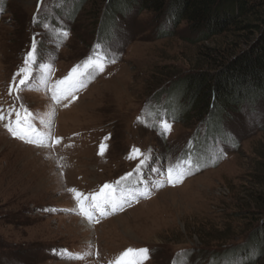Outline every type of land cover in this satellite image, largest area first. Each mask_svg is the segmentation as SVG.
Instances as JSON below:
<instances>
[{
	"label": "rangeland",
	"instance_id": "374dc122",
	"mask_svg": "<svg viewBox=\"0 0 264 264\" xmlns=\"http://www.w3.org/2000/svg\"><path fill=\"white\" fill-rule=\"evenodd\" d=\"M106 3L0 0V108L24 103L38 116L54 109L53 131L62 138L52 149L37 148L14 139L0 123V264H109L128 248L149 249L144 264H264L256 254L233 257L264 227V104L243 106L214 135L204 120L177 118L185 99L165 102L170 85L212 69V50L227 58L245 49L241 38L228 34L197 44L186 25L175 28L137 9L116 16L104 33ZM61 29L67 38L56 35ZM34 36L40 60L50 68L35 67L30 83L38 90L25 88L17 101L9 87ZM97 44L115 63L88 80L76 100L65 101L67 107L54 104L37 81L49 73L53 82L68 76ZM161 117L173 121L167 137L156 127ZM101 143L108 146L103 156ZM133 147L151 155L144 169L149 185L162 178L153 168L163 171L189 155L201 168L182 184L153 189L150 198L126 205L96 227L89 224L87 233L76 230L85 219L67 189L96 192L133 171ZM88 251L98 255L74 258Z\"/></svg>",
	"mask_w": 264,
	"mask_h": 264
},
{
	"label": "trees",
	"instance_id": "16d2710c",
	"mask_svg": "<svg viewBox=\"0 0 264 264\" xmlns=\"http://www.w3.org/2000/svg\"><path fill=\"white\" fill-rule=\"evenodd\" d=\"M133 9L164 17L175 28L186 25L196 34L197 44L230 34L241 38L246 47L232 50L227 58L222 51L212 50L216 57H211V70L194 71L170 85L168 105L177 98L187 101L184 114L178 113L177 118L204 120L206 131L216 135L220 125L243 106L264 104V0H107L100 30L108 32L116 16ZM239 248L233 257L264 256V227Z\"/></svg>",
	"mask_w": 264,
	"mask_h": 264
},
{
	"label": "snow or ice",
	"instance_id": "6c2138e0",
	"mask_svg": "<svg viewBox=\"0 0 264 264\" xmlns=\"http://www.w3.org/2000/svg\"><path fill=\"white\" fill-rule=\"evenodd\" d=\"M44 27L47 29L50 25L45 24ZM56 35L67 38L69 32L66 29H61ZM38 43L36 36H34L31 47L24 56L23 66L14 74L12 85L9 87L10 95L13 92L17 93V101L21 99L19 93L23 92L25 88H28V90H38V88H32L30 83L35 80V67L41 66L45 71H48L50 68L49 63H42L40 60L41 53L38 49ZM110 63H115V57L110 55L107 49H102L101 45L97 44L93 53L82 63L74 66L68 76L53 82L49 73L46 76H41L37 84L43 87L45 91L51 93V100L54 104H63L64 107H67L68 104L64 102L76 100L78 92L83 89L87 81L96 74L102 73ZM17 77H19L18 81ZM54 114V109H51L46 115L38 116L24 103H20L18 108L13 105L7 111L0 108V123H3L5 129L14 139L37 148L52 149L54 145L60 144L62 139L57 137L53 131ZM156 127L161 135L167 137L172 131L173 121L161 117L156 122ZM107 139H110V137H105V140ZM107 147L106 143L100 144L99 154L101 156L104 155ZM223 155L222 151L219 156L213 154L210 160L214 162ZM128 159L138 161L133 171L121 176L114 183L103 184L96 192L86 194L76 188L67 189L76 201L77 214L82 216L90 225L99 223L100 219L106 218L112 213L122 211L126 205L139 202L141 197L145 199L150 198L153 189L162 188L166 186V183L173 187L182 184L184 179L201 168L200 163L198 161L194 162L189 155L182 160L168 165L163 171L159 168H153L152 171L162 178H158L149 185L144 177V169L149 166L151 155L146 156L140 148L133 147ZM60 167L63 168V165H60ZM140 185H143V187L141 188ZM94 254L98 255V253L88 251L76 255L74 258L84 260L86 256ZM148 258L149 249L128 248L114 261H110L109 264H144V261Z\"/></svg>",
	"mask_w": 264,
	"mask_h": 264
},
{
	"label": "bare ground",
	"instance_id": "6f19581e",
	"mask_svg": "<svg viewBox=\"0 0 264 264\" xmlns=\"http://www.w3.org/2000/svg\"><path fill=\"white\" fill-rule=\"evenodd\" d=\"M87 221L85 220V221H82V224L80 223V227H76V226H74L75 227V229L77 230H80V229H83L84 231L82 232V233H87L88 231H89V228H90V225H89V223L87 222ZM79 224V223H78ZM72 226V225H71ZM96 227V225H93V227ZM87 235V234H86Z\"/></svg>",
	"mask_w": 264,
	"mask_h": 264
}]
</instances>
